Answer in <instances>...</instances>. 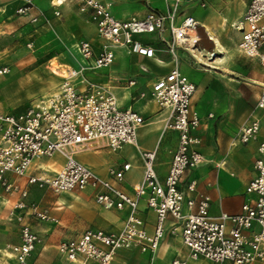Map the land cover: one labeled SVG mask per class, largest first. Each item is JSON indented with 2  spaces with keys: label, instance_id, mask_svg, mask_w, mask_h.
I'll use <instances>...</instances> for the list:
<instances>
[{
  "label": "built area",
  "instance_id": "obj_1",
  "mask_svg": "<svg viewBox=\"0 0 264 264\" xmlns=\"http://www.w3.org/2000/svg\"><path fill=\"white\" fill-rule=\"evenodd\" d=\"M16 9L17 15H28L35 8L32 0H24ZM165 11L150 9L144 17L131 16L118 19L111 12V4L102 0H79L78 9L89 14L100 45L95 52L90 41L80 40L73 50L80 58L79 68L61 84L60 91L47 98L31 103L18 113L0 112V186L7 194H17L18 200L11 206L9 215L19 227L20 241L8 245V254L17 264H27L31 252L41 243L33 231L29 218L48 222L54 218L36 202H26L27 186L50 189L56 194L93 189L94 202L105 208L128 209V215L117 232L86 230L76 237L57 244V251L74 264H114L116 252L121 249H138L148 253L146 264H153L155 253L165 234L168 216L173 219L170 233L179 235L192 261L205 259L211 264H253L264 262V139L258 141L253 168L255 177L245 187L247 195L254 199L245 201L237 214L220 212L209 214L210 197L196 194V182L191 180L186 191V211L182 204L184 192L179 188L186 171L201 165L205 160L197 150L200 140L193 135L199 117L190 110V100L195 85L177 67L156 79L150 87V97L168 115L164 128L178 132V142L163 181L154 169L155 151H141L143 163L142 180L127 194L119 188L130 164L122 168L108 169L109 178H102L79 162L78 150L93 142L104 141L108 149L118 152L123 145H136L137 132L145 123L136 111L118 107L117 99L107 85L90 81L84 73L109 67L115 59V50L136 54L145 58L155 56L150 41L143 35L155 34L165 50L175 58L176 49H182L193 62L209 68L217 57L214 49L205 50L199 43L198 23L191 16L177 22L181 0H163ZM148 6L149 0L145 2ZM55 5H60L56 0ZM204 6L203 3H201ZM56 16L59 13H54ZM43 14L38 11L31 16L39 22ZM264 0H249L241 21L235 25L240 31L239 52L256 58L264 66ZM0 18V24H1ZM145 71L144 68H142ZM9 72L2 67L0 74ZM75 79V83L71 81ZM79 85L78 86H76ZM134 81L128 85L133 86ZM143 96V94H141ZM255 108L264 109V86L257 98ZM260 122L249 118L236 134L235 141L246 144L257 141ZM59 155L63 159L57 171L37 164L41 158ZM14 178H25V186ZM156 215L154 230L149 234L144 222L137 215L140 199ZM258 226L257 231L251 228ZM171 264H188L177 257Z\"/></svg>",
  "mask_w": 264,
  "mask_h": 264
},
{
  "label": "crops",
  "instance_id": "obj_2",
  "mask_svg": "<svg viewBox=\"0 0 264 264\" xmlns=\"http://www.w3.org/2000/svg\"><path fill=\"white\" fill-rule=\"evenodd\" d=\"M35 8L30 14L23 17L30 20L32 15L40 11L43 17L48 20L45 23L42 18L38 23L42 24L43 29L52 28L56 35L59 36L63 43H68L70 49L80 40L90 41L97 52L100 41L96 34L94 25L89 21L87 12L81 13L78 9L79 0H58L60 5H55L56 0H32ZM111 4V12L118 19H127L131 16L139 18L144 17L150 9L165 11V3L163 0H149L148 6L146 0H102ZM192 0H181L182 2ZM24 0H0V32H4L6 22L8 26H14L16 20L10 21L12 15L15 14L17 8L24 4ZM249 2V1H248ZM247 3L236 1H225L228 11L223 12L213 8L207 9L203 15L196 14L197 9H201L198 4L183 6L178 11L177 22L185 16H191L206 30L208 29L219 40L225 49V53L221 54V60H218V52L213 49L217 57L212 61L209 68L199 69L195 65L191 57L182 49H176L175 58H173L164 48L163 44L152 46L155 49V57L153 59L145 58L136 54L128 55L124 50H118L117 59L109 67L90 72L86 71L84 75L90 81L98 84L107 85L117 99L118 107L121 109L130 108L145 117L141 112L145 109L144 115L155 114L154 121L146 122L139 128L145 126H153L155 139L152 145L142 146L139 143L137 132L136 145H123L118 152H112L102 140L95 142V146L91 150H83L78 152L76 159L102 178H109L108 169H120L124 164H130V168L124 173V179L119 184V188L127 194L133 193V186L142 180L143 163L140 156L141 151H155L154 169L160 181L166 177L172 155L176 149L178 142V132L164 128V122L168 115L167 109H161L150 97L151 84L161 76L166 75L174 67L187 77V79L195 85V92L190 100V110L195 112L199 117V124L192 132L199 138L200 143L196 146L197 150L204 157V162L185 172L180 182L179 188L184 192L185 199L182 204L183 211H186V199L190 194L186 191V186L191 180H195L196 194H205L210 197L209 214L216 216L221 211L228 214H237L241 210L242 204L247 200L254 199V195H247L245 187L248 182L255 177L253 168L256 158V148L258 141L264 139V109L255 108L257 98L260 94L262 86H264V66L261 65L256 58H244L240 56L238 50V42L241 37L239 30L236 33V43L225 44L220 36V27L226 22L233 26L241 21ZM180 8V7H179ZM58 12L56 16L54 13ZM16 19V18H15ZM264 23V21H262ZM208 35V33H207ZM209 37V35H208ZM210 39V37H209ZM212 42V41H211ZM213 43V42H212ZM71 50V51H72ZM264 50V48H262ZM161 51L167 53L165 57H160ZM73 55H77L72 51ZM240 53V54H238ZM78 65L74 70L79 68L80 58L76 57ZM125 60L123 68L120 71V61ZM116 60V61H115ZM160 61V62H158ZM143 62L147 66L148 63H155V72L150 71L143 65L147 73L145 82L149 92L141 91L138 84L139 71L134 70L136 63ZM58 64L55 69L60 72L62 78L69 79L70 76H64L63 71H74L70 66ZM148 67V66H147ZM75 81V79H74ZM134 81L133 86H129L128 82ZM79 87V85L76 84ZM143 94L144 97H140ZM144 99L146 104L140 109L139 100ZM146 105L149 107L146 108ZM257 118L260 122V131L257 141H251L246 144L235 141L239 128L246 123L249 118ZM167 135V141L163 144L164 151L162 157L157 161V155L161 149L163 138ZM102 149H95V147ZM127 147L136 151L134 154L130 152L127 157L118 158L108 157V153H121ZM82 153V154H81ZM59 158V159H58ZM137 159L141 174L137 179H128L126 173L131 170L134 165L131 159ZM157 161V162H156ZM43 168L57 171L63 164V159L59 155L51 158H41L37 162ZM157 166V167H156ZM10 180H15L21 186H25V178H14L7 175ZM47 189V188H45ZM28 195L26 202H38L39 206L47 209L54 218L53 221L43 222L33 218H29L31 227L41 238V244L28 257L27 264H74L68 262L57 251V244L67 238L76 237L86 230H101L106 233L117 232L128 215V209L117 210L115 208L105 209L94 202L93 189L87 188L83 191L71 193H60L52 204H48V197H45L48 190L43 191V197L38 198V194L42 191L35 186H27ZM0 192L5 196L7 209L18 200L17 194H7L0 186ZM56 194V193H55ZM38 198V199H37ZM137 215L144 222L146 231L151 234L154 230L156 215L147 207L145 198L140 199ZM17 228V239H13L18 244L20 241L19 227L15 220L11 221ZM173 219L168 216L165 222V234L159 243L155 253L153 264H171L172 260L177 257L185 258L188 264H211L208 260L199 259L192 261L187 258L188 250L182 244L179 235L170 233ZM253 231L258 230V226L253 225ZM5 261L8 264H17L15 259L9 257ZM148 253H142L138 249H121L116 252L114 264H146ZM163 262V263H162ZM223 264H231L226 261ZM253 264H264V262H256Z\"/></svg>",
  "mask_w": 264,
  "mask_h": 264
},
{
  "label": "rangeland",
  "instance_id": "obj_3",
  "mask_svg": "<svg viewBox=\"0 0 264 264\" xmlns=\"http://www.w3.org/2000/svg\"><path fill=\"white\" fill-rule=\"evenodd\" d=\"M225 1L228 0H192L189 2L183 1L179 6V10L186 5L195 6L196 4H198L201 8L196 10V14L198 15H203L207 9L209 10L213 7L214 9L222 11L223 13L227 12L229 8H227V6H224ZM229 1L239 2V0ZM241 1L247 3L249 0ZM201 3H203L204 6H202ZM23 17H26V15H12L10 21L16 20L14 21L15 25L13 27L8 26L7 22L9 20H7L4 32H0V69L2 67L9 68L8 73L0 74V112L18 113L26 109L31 103L35 101L42 98H47L53 94L58 93L64 79L62 78V75L59 71L57 73H53L54 70H58L55 69L56 66L58 64H63L70 67L72 66L71 69L74 71V68H76L78 65V61L73 55L68 43H63L59 36L56 35L53 30H51L52 28L43 29L41 23L32 22L31 20L24 19ZM44 22L47 23L48 20L45 19ZM219 27L220 36L223 38V43L227 45L236 43V33L238 31L234 25L231 26L226 22L224 25H221ZM141 39L150 41V44L154 47L161 45L155 34L143 35ZM114 52L115 59H117L118 50H115ZM166 55L167 53L164 51H161V53L159 54L160 57H165ZM240 56L248 58L242 54H240ZM125 60L126 59L124 58L120 61L121 65L117 68L119 71L123 68ZM140 65H143L150 71L152 70L155 72V63H148V67L143 62H140L138 64L136 63L133 66V69L135 71H139L138 77L141 82L138 84V86L141 87V91L145 92L144 96H146V93L150 90H147L148 87L145 84L148 76L147 73L141 71ZM195 66L201 69V66ZM71 81L73 83L76 82L74 81V78H71ZM145 104L146 101L144 99H140L139 106L137 107H139L140 109H145L142 107ZM147 107H149V105H146V108ZM145 111L146 109L141 112L145 117V121H154L155 114L144 115ZM138 135L139 143L142 146L152 145L155 139L153 126H143L139 130ZM166 141L167 135L162 140L161 149L159 150V153L157 155V161H159L162 157L161 153L164 151L162 146ZM94 146L95 142H93L89 147L85 149L78 150L77 153L82 152L83 150H91ZM95 149H102V147L96 146ZM130 152H133L134 154L136 153L133 148L127 147L121 153L112 154L109 152V155L107 156L111 158H118L122 156L127 157ZM131 161L134 167L126 173V177L128 179H137L141 174V169L136 158L131 159ZM37 188L42 191V194L37 195L38 198L43 197L42 195L44 190H48L46 192L48 194L45 197H48L49 205L52 204L55 198L58 196L50 189L40 187ZM4 199L5 196L0 192V264L9 263L5 261V256H7L6 253L8 254L6 248L8 247V245H14L12 243L15 242L12 240L15 238L17 239V228L11 222L14 219L9 215L10 209H7V204ZM9 257L13 259V257H11L10 255Z\"/></svg>",
  "mask_w": 264,
  "mask_h": 264
},
{
  "label": "bare ground",
  "instance_id": "obj_4",
  "mask_svg": "<svg viewBox=\"0 0 264 264\" xmlns=\"http://www.w3.org/2000/svg\"><path fill=\"white\" fill-rule=\"evenodd\" d=\"M234 26H235V24H234ZM207 32L206 33H208V35H209V37H210V40L213 42V44H214V47H215V50L218 52V54H219V57L217 58L218 60H221V59H223L222 58V56H221V54H224L225 53V49H224V47H223V45L219 42V40L212 34V32H210L208 29L206 30ZM71 48V47H70ZM72 50V49H71ZM73 51V50H72ZM75 53V52H74ZM77 57V56H76ZM155 57V56H154ZM154 57H152V58H150V59H153ZM77 60H79L78 58H77ZM158 62H160V61H158ZM112 64H114V63H112ZM57 67V66H56ZM53 73H57L55 70H54V72ZM63 74H64V76H70V75H72V74H74L72 71L71 72H68L67 70H64L63 71ZM65 81H67V78H65L64 79V81L63 82H65ZM163 263V262H162Z\"/></svg>",
  "mask_w": 264,
  "mask_h": 264
},
{
  "label": "water",
  "instance_id": "obj_5",
  "mask_svg": "<svg viewBox=\"0 0 264 264\" xmlns=\"http://www.w3.org/2000/svg\"><path fill=\"white\" fill-rule=\"evenodd\" d=\"M197 34L199 37V43L202 48H204L205 50H210L213 48V43L209 39L207 33L205 32L202 26L197 27Z\"/></svg>",
  "mask_w": 264,
  "mask_h": 264
}]
</instances>
